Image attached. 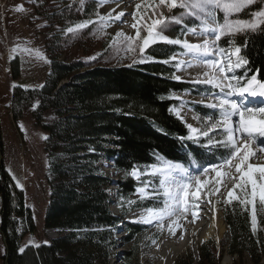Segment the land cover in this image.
<instances>
[{
    "label": "trees",
    "instance_id": "1",
    "mask_svg": "<svg viewBox=\"0 0 264 264\" xmlns=\"http://www.w3.org/2000/svg\"><path fill=\"white\" fill-rule=\"evenodd\" d=\"M90 7L87 5L84 12L90 13ZM179 37L183 39V35ZM225 41H221L222 46H226ZM181 51L179 45L158 43L146 51V55L151 53L157 58L155 62L132 67H93L82 61L66 62L52 56L51 71L43 88L17 86L12 90L11 115L15 122L39 99L33 117L35 125L47 133L44 144L51 189L44 229H59L62 233L55 230L60 233L59 238L39 247L28 246L23 254L18 252L24 238L33 234L36 226L31 210L25 205L24 192L16 187L3 162L0 223L7 246V264L110 263L117 246L114 234L122 221L110 209L109 187L114 181L104 173L103 164L107 160L113 162L116 174L124 177L118 182V196L123 200H130L142 185V181L136 182L127 172L133 165L144 170L158 163L154 152L190 168L193 165L188 152L203 163L215 162L216 157L205 148L191 140L178 139L188 135V129L169 111L170 106L180 102L181 93L194 87L172 78L177 72L174 61L170 64L158 61ZM245 51L249 63L237 74L250 69L248 77L253 74L258 79L264 77V36L254 35L242 54ZM12 66L13 77L17 79L20 76L18 60ZM192 107L202 117L214 113L216 118L219 116V110L206 105L193 103ZM0 151L4 152L1 120ZM161 206L163 202L153 200L133 204L134 209ZM259 213V225L253 234L252 211L238 203L226 207L229 238L221 241L224 253H248L255 264L262 261L264 217ZM130 232L141 235L144 231L140 226L131 225ZM221 253V245L208 241L199 248L198 261L189 256L176 264H219ZM134 256L128 255L124 262L130 264Z\"/></svg>",
    "mask_w": 264,
    "mask_h": 264
},
{
    "label": "snow or ice",
    "instance_id": "2",
    "mask_svg": "<svg viewBox=\"0 0 264 264\" xmlns=\"http://www.w3.org/2000/svg\"><path fill=\"white\" fill-rule=\"evenodd\" d=\"M29 2H35V0H29ZM82 3L83 0H81ZM107 3H114L116 7H120L122 3L130 4L131 0H99V6ZM257 4H259L258 7L252 8ZM135 8L136 11L130 14L134 21L131 27L136 30L135 35H126L123 31H118L109 44V47L116 48L118 51L132 54L125 56L130 60L128 67L155 62L157 60L155 56L151 53L145 54L146 50L155 44L180 45L184 49L180 56H190V59L187 61L179 59L175 65L177 70L185 66L192 68L203 65L209 71L197 74L191 82L211 85L212 88L219 90L210 93L200 101L204 103L207 99L209 102L206 107L219 110L218 118L215 113L205 115L200 119L201 127L186 124L188 135L178 137L182 142L191 140L205 148L208 154L216 157L215 162L203 163L194 158L192 152H188L191 164L197 169L193 173L190 167L167 160L154 152L158 163L149 165L144 170L133 165L132 169L127 172L137 180L141 176L159 178L158 187H153L151 193L146 192L151 185L150 181H142L138 192L141 198L145 195L162 196L163 206L145 209L146 215L142 214L138 217V222L154 226L158 231H162L165 227L164 220L174 217L175 219L167 225V228L170 234L175 236V227H182L177 223L180 219L187 220L189 212L193 218L192 222L198 218L199 203L197 202L201 199V192L207 189L204 192L205 197L219 195L226 204L238 200L245 209L251 205V225L252 232L255 234L257 197L259 204L264 208V166L255 163L257 160L264 159V106L238 105L230 97L247 94L249 97L264 98V77L258 79L257 74L248 77L247 72L250 69H245V72L239 76L228 75V73H234V69L249 63L247 53L245 51L242 54V49H247L254 35L264 36V0H151V2L141 0L140 3H136ZM177 8L184 11L173 14L172 10ZM15 10L24 11V8L19 6ZM114 11L115 8L107 15L99 16L98 14L99 20L121 21L125 12L121 11L113 16ZM218 12L223 14L222 17H218ZM241 13L244 15L241 16ZM188 19L199 21V24L196 26L184 24V21ZM92 23L94 21L91 19L81 21L65 31L77 36L80 35L81 30ZM121 23H127V21H121ZM173 24L183 25L187 29L182 32L183 36L192 35L197 39L203 38L202 43H190L187 39L169 36L167 33L172 31ZM110 26L107 23L101 24L96 31L103 34L104 28ZM223 37H228L225 41L226 46H221L219 43ZM237 37H243V39L238 40ZM18 50L29 54L34 53L37 59L51 63L39 50L21 48L19 45L10 49V58H14ZM201 57H209V59H201ZM211 57L215 58L211 59ZM97 60L98 56L87 58L89 66L92 61ZM174 60H177L175 54L158 62L170 64ZM172 78L177 81L181 80V77L176 75ZM39 87L43 88L44 85H39ZM261 104L264 105V100H261ZM183 107H185L183 103L179 107L170 106L169 111L174 112L177 118L183 120L180 114V109ZM234 117L239 118L235 121V127H233ZM19 127L21 131H25L22 124ZM42 138L48 140L47 136ZM250 159L253 160L252 163L249 162ZM9 172L11 174L10 170ZM12 178L16 180V187L23 191L20 181L14 175ZM221 187L224 188L223 193ZM237 189H239V194L235 195ZM128 203L131 205L135 201H128ZM207 203L211 204L212 201L208 200ZM117 206L123 207L122 204ZM33 219H36L35 215ZM179 239H183V234ZM30 243L39 247L34 241ZM45 243L48 242L45 241ZM24 251V247L18 249L20 254Z\"/></svg>",
    "mask_w": 264,
    "mask_h": 264
},
{
    "label": "rangeland",
    "instance_id": "3",
    "mask_svg": "<svg viewBox=\"0 0 264 264\" xmlns=\"http://www.w3.org/2000/svg\"><path fill=\"white\" fill-rule=\"evenodd\" d=\"M140 2L141 0H131L130 4L122 3L120 7L112 12L113 16L121 11L125 12V16L121 17V21L126 20L127 23H121V21L113 22L111 19L107 22L100 21L99 16L107 15L112 9L107 10L106 4L99 6V3L95 0H83L82 4L81 0H35V2H29V0H0V120L4 142L3 162L6 170L8 172L9 170L11 171V174L9 172L11 177L14 175L23 185L25 205L31 210L32 215L36 217L35 220L33 219L36 231L33 234H28L23 240L22 247L25 249L28 246H33L32 243H30L32 241L39 246L46 244L45 241L49 243V240L59 237L56 236L57 231L55 230L62 231L59 229H48V231H46L44 229L51 189L47 179L49 158L45 149V140L42 138L43 136H47V133L42 128L35 125V119L33 117V111L38 106L39 99H36L26 108L23 117L18 122H15L11 115L12 90L15 88L12 86L16 85V87L20 86L30 89L41 88L39 85H44L50 74L52 56L59 57L60 60L66 62L82 61L87 65H89L87 58L98 56V60L92 61L90 66H127L130 60L126 59L125 56H130L132 54L118 51L116 48L109 47V44L112 41V37H114L118 31H123L126 35H135V29H133L132 32H128L126 29L131 28V24L134 23L130 14L136 11L135 5ZM148 2H151V0H148ZM87 5H91L89 11H92L90 13L84 12ZM19 6H23L24 11H16L15 9ZM258 6L259 4L253 5L252 8ZM182 11L184 10L177 8L173 9L172 13L179 14ZM222 15V13L218 12V17H222ZM240 15L243 16L244 14L241 13ZM89 19L94 21V23L89 24L87 28L81 30L80 35L74 36L71 33H66L65 30L68 27ZM104 23L111 26L105 27L103 34H101L97 32L96 29L99 25ZM184 24L196 26L199 24V21L188 19L184 21ZM186 30L187 29L184 28L183 25L173 24L172 31L167 34L171 37H179L182 35V32ZM143 34L144 33H142V35ZM187 36H183V39H187ZM227 38L228 37H223L221 41H225ZM221 41L219 42L220 45ZM17 45L21 48L39 50L47 60L51 61V63H45L44 60L37 59L34 53L29 54L19 50L14 54V58H10V49ZM181 50V52L175 54L177 55V60H174L175 65L178 62L180 53L184 51L182 48ZM233 59H235V57H233ZM15 60H18L20 67V76L17 79L13 77L12 68V64ZM239 69L240 68L234 69V73L228 74L238 75ZM176 71V76H180L177 68ZM179 81L189 83L194 87L190 93H183L178 96L180 102L176 107H179L182 103L185 105V107L180 109L183 120H179L182 121L185 126L186 124H192L194 127H201L200 119L203 117L193 109L192 104H199L202 98L207 97L209 94L204 93L206 90H209L211 93L218 92L219 90L212 88L211 85L203 83L195 84L191 81L182 79ZM232 97L237 98L233 100L236 101L238 105H245V103H248V100L240 99L237 95ZM257 101H259V97H252V100H249L250 105L247 106H264L256 104ZM208 102L209 101L205 99L204 103L200 104L206 105ZM172 113L175 115L174 112ZM21 124L24 126L25 131H21L19 127ZM212 135H215V133H212ZM191 171L195 173L197 171L196 167L194 166ZM104 173L108 174L115 182L114 184H116V186H112L113 188L110 192L113 201L110 205V209L122 221L119 225V230L114 234L117 246L112 252V259L109 264H127L124 262V259L128 255H135L130 264H154L151 261L144 262L143 257L147 251L156 246L166 236L170 239H179L181 235L179 236L177 232H175V236H173L167 229L158 231L154 226L129 221V216L134 211L147 208L134 209L133 204L130 205L128 201L153 200L156 202H163V197L145 195L141 198L138 192L141 185L130 200L123 201L117 197L114 191H118L119 185L117 184L123 180L124 177L121 178L110 165L106 164L104 165ZM133 179L136 182L150 181L151 185L146 189L148 193L153 191V187H158V177L141 176L139 180ZM14 182L16 184V180H14ZM249 191H251L250 188ZM234 194L238 195L239 189H237ZM199 202L200 201L197 203ZM234 203L240 204L238 200H233L231 204H226L224 199L221 198L220 206L226 223L225 227L219 228V221H216V233L209 239H202L199 242L191 243L179 255L174 264L189 256H192L198 261L199 248L208 241H213L219 246L221 245L222 258L219 264H255L254 258L248 253L244 255L230 254L228 251L224 253L225 250L221 241H224L228 236L225 211L227 206ZM0 204L2 205V202ZM118 204H122L123 207H118ZM241 207L245 209L243 205H241ZM247 209L252 211V206L248 205ZM260 211L264 217V208L259 204V198L257 197L256 216ZM199 223L200 219L197 218L193 222V226H199ZM131 225L142 227L144 231L143 234L132 235L130 232ZM258 225L259 222L256 228H258ZM185 233H187V231H185ZM153 240H155V243H153ZM5 256H7V246L4 244L0 223V264H6ZM227 259L228 262L226 263L225 261H227ZM259 264H264V258Z\"/></svg>",
    "mask_w": 264,
    "mask_h": 264
},
{
    "label": "bare ground",
    "instance_id": "4",
    "mask_svg": "<svg viewBox=\"0 0 264 264\" xmlns=\"http://www.w3.org/2000/svg\"><path fill=\"white\" fill-rule=\"evenodd\" d=\"M107 10H111L113 8H118L114 3H107L106 4ZM128 32H132L133 28H127ZM199 30V29H198ZM202 39H197L193 37L192 35L187 36V40L190 43H202ZM179 56V55H178ZM215 57H211V59H214ZM179 59L189 60L190 56H179ZM178 59V60H179ZM201 59H209V57H201ZM205 71H209L205 66L203 65H197L192 68H187L186 66L181 68L179 70V75L182 80L186 81H192L197 74H202ZM191 73V75H189ZM229 75V74H228ZM186 94V93H184ZM240 99L248 100L247 97L240 96ZM230 99H237L236 97H232ZM264 98L259 97V101H257L256 104H261V100ZM245 103V102H244ZM245 105H250V102L248 100V103H245ZM238 117H234L233 121L238 120ZM235 122L233 123V126H235ZM255 147V146H254ZM259 155V153H257ZM250 163L253 162V160L250 159ZM257 165L264 166V159L255 161ZM203 179V177H202ZM207 191L205 189L201 192V199L199 204V211L197 212L198 219H200L199 226H193V218L191 216V212L187 215V220L180 219L177 223L180 224L182 227H175V232H177V235L183 234V239L173 238L170 239L168 236L164 237L156 246L150 248L145 256L143 257L144 262H153L154 264H174L176 259L179 257V255L191 244L195 242H199L202 239H209L214 233H216V221H219V228H224L226 223L224 219L223 212L221 210L220 206V200L221 197L219 195L217 196H209L205 197L204 192ZM221 192H224V188L221 187ZM191 201V197H189ZM208 200H211L212 203H207ZM219 201V202H218ZM142 214L146 215L145 209L143 210H136L129 216V221L137 220L138 217H140ZM213 215H215V219H213ZM173 218H166L164 220V229H167V225L172 222ZM187 231V233H185ZM60 233L57 232L56 236H59ZM226 263L228 262L225 261Z\"/></svg>",
    "mask_w": 264,
    "mask_h": 264
},
{
    "label": "water",
    "instance_id": "5",
    "mask_svg": "<svg viewBox=\"0 0 264 264\" xmlns=\"http://www.w3.org/2000/svg\"><path fill=\"white\" fill-rule=\"evenodd\" d=\"M3 152H1L0 151V166H1V164L3 163ZM2 199V198H1ZM4 244H5V246H6V242L4 241ZM6 264H7V260H6Z\"/></svg>",
    "mask_w": 264,
    "mask_h": 264
}]
</instances>
